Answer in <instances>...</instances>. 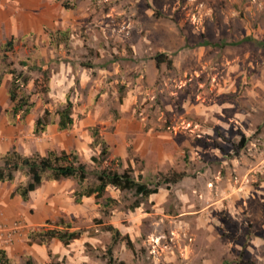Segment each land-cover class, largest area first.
Returning a JSON list of instances; mask_svg holds the SVG:
<instances>
[{"label": "rangeland", "instance_id": "rangeland-1", "mask_svg": "<svg viewBox=\"0 0 264 264\" xmlns=\"http://www.w3.org/2000/svg\"><path fill=\"white\" fill-rule=\"evenodd\" d=\"M57 30L69 37L49 42ZM12 36L0 155L75 151L91 183L104 167L153 181L185 174L146 198L108 187L77 201L78 180L62 178L23 201L16 173L0 182V248L13 264H264V0H0V44ZM8 68L29 78L25 115L13 113ZM38 68L47 92L32 84ZM68 97L73 123L60 130ZM40 116L47 129L34 133ZM64 223L79 237H35Z\"/></svg>", "mask_w": 264, "mask_h": 264}, {"label": "trees", "instance_id": "trees-1", "mask_svg": "<svg viewBox=\"0 0 264 264\" xmlns=\"http://www.w3.org/2000/svg\"><path fill=\"white\" fill-rule=\"evenodd\" d=\"M56 38L53 33H50L49 42L66 40L68 31L57 30ZM52 39V40H51ZM17 38L12 36L0 44V49L4 51L0 55V62L6 63L8 52L13 50ZM23 64L28 65L27 61L23 60ZM30 67H37L35 64ZM9 67V66H8ZM40 74L32 84L37 91L47 92L50 86V75L48 69L38 68ZM7 72L11 75V80L7 88V94L10 101L13 103V113L22 111L25 114L31 112L33 103L29 101V94L23 89L29 82L27 75L22 72L16 73L14 68H8ZM3 81V74L0 73V87ZM48 120L46 116L37 118L34 125V133H41L47 129ZM73 123L72 117V102L67 98L65 106L58 111L57 126L60 130L69 128ZM93 139L96 144L100 145V155L105 157L109 154V146L105 138H103L96 128L93 130ZM241 146L245 145V136L240 139ZM23 174L27 180L20 181L16 184L13 195H18L23 201H28L31 193L38 188L44 181L59 180L62 178H75L78 180L79 188L76 191L77 201H81L83 197L95 195L96 197H104L108 187H114L120 191H129L141 198H146L158 191V188L163 183H175L184 177V172H172L161 176L157 181L152 179H140L135 176L131 169L119 171L110 167L100 169L95 177L94 182H90L88 168L85 163L81 162L78 154L75 151H57L49 149L45 154L34 153L24 155L16 149H11L0 155V182H14L16 173ZM151 182H154L151 184ZM116 199L105 197L104 205L113 207L116 204ZM137 205V204H135ZM64 229H47L35 232L39 242H47L52 238H57L63 243H69L73 239L79 237L78 230H67L72 227L70 223H64ZM114 240H126L129 243L128 236H123L118 229L111 228ZM0 264H13L12 259L7 255L6 251L0 248Z\"/></svg>", "mask_w": 264, "mask_h": 264}, {"label": "crops", "instance_id": "crops-1", "mask_svg": "<svg viewBox=\"0 0 264 264\" xmlns=\"http://www.w3.org/2000/svg\"><path fill=\"white\" fill-rule=\"evenodd\" d=\"M6 41V40H5Z\"/></svg>", "mask_w": 264, "mask_h": 264}]
</instances>
